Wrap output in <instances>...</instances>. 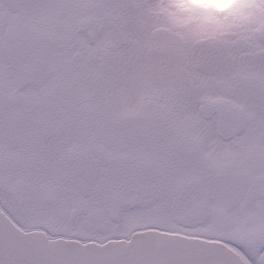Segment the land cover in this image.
Segmentation results:
<instances>
[{
	"label": "snow or ice",
	"instance_id": "1",
	"mask_svg": "<svg viewBox=\"0 0 264 264\" xmlns=\"http://www.w3.org/2000/svg\"><path fill=\"white\" fill-rule=\"evenodd\" d=\"M0 264H264V0H0Z\"/></svg>",
	"mask_w": 264,
	"mask_h": 264
}]
</instances>
